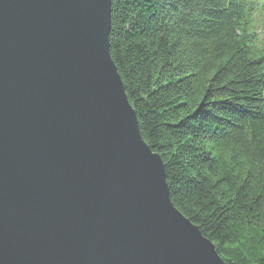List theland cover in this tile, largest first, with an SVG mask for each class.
Segmentation results:
<instances>
[{
  "label": "water",
  "instance_id": "water-1",
  "mask_svg": "<svg viewBox=\"0 0 264 264\" xmlns=\"http://www.w3.org/2000/svg\"><path fill=\"white\" fill-rule=\"evenodd\" d=\"M111 21L112 0H0V264H227L171 200Z\"/></svg>",
  "mask_w": 264,
  "mask_h": 264
},
{
  "label": "trees",
  "instance_id": "trees-1",
  "mask_svg": "<svg viewBox=\"0 0 264 264\" xmlns=\"http://www.w3.org/2000/svg\"><path fill=\"white\" fill-rule=\"evenodd\" d=\"M110 53L175 207L264 264V0H112Z\"/></svg>",
  "mask_w": 264,
  "mask_h": 264
}]
</instances>
